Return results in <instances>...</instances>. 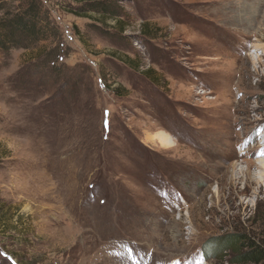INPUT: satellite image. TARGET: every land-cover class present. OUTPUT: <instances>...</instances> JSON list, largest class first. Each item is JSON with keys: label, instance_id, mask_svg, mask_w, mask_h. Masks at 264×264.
Returning <instances> with one entry per match:
<instances>
[{"label": "rangeland", "instance_id": "374dc122", "mask_svg": "<svg viewBox=\"0 0 264 264\" xmlns=\"http://www.w3.org/2000/svg\"><path fill=\"white\" fill-rule=\"evenodd\" d=\"M41 1L56 37L0 49V264H264V0Z\"/></svg>", "mask_w": 264, "mask_h": 264}, {"label": "trees", "instance_id": "16d2710c", "mask_svg": "<svg viewBox=\"0 0 264 264\" xmlns=\"http://www.w3.org/2000/svg\"><path fill=\"white\" fill-rule=\"evenodd\" d=\"M111 4L106 1L88 2L75 11L74 15L97 13L118 18ZM119 22V21H118ZM54 23V22H53ZM50 20V14L41 0H0V49L31 48L48 39L56 37L58 29ZM59 50L48 54V60L56 59ZM149 73L152 71L149 70ZM239 242V240H237ZM223 245L221 242L219 246ZM242 255L241 262L260 263L264 261V250L255 248Z\"/></svg>", "mask_w": 264, "mask_h": 264}, {"label": "bare ground", "instance_id": "6f19581e", "mask_svg": "<svg viewBox=\"0 0 264 264\" xmlns=\"http://www.w3.org/2000/svg\"><path fill=\"white\" fill-rule=\"evenodd\" d=\"M262 50V49H261ZM263 142V141H262ZM165 143H170V144H172L173 146H175L176 144H174V142L173 141H171V140H169V141H166L165 140V142H164V144ZM261 148H262V146H261ZM262 151H264V149L262 148ZM255 165H257V167H259V168H262V165L261 164H257V163H255ZM252 166H254V164H249L248 165V169H250V168H252ZM251 172V171H250ZM236 174V173H235ZM241 174V173H240ZM247 174V173H246ZM241 176V175H240ZM235 177V176H234ZM250 177H251V174H250ZM248 181V180H247Z\"/></svg>", "mask_w": 264, "mask_h": 264}, {"label": "crops", "instance_id": "0c3cea01", "mask_svg": "<svg viewBox=\"0 0 264 264\" xmlns=\"http://www.w3.org/2000/svg\"><path fill=\"white\" fill-rule=\"evenodd\" d=\"M129 62H130V64H133V65H132L133 67L136 66V65L134 66V64H135V62H137V61H133V60H131V61H129Z\"/></svg>", "mask_w": 264, "mask_h": 264}]
</instances>
